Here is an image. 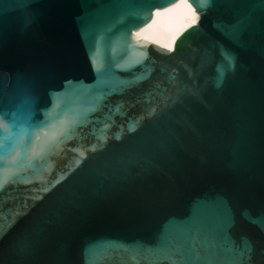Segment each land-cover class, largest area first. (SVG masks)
<instances>
[{"label": "water", "instance_id": "water-1", "mask_svg": "<svg viewBox=\"0 0 264 264\" xmlns=\"http://www.w3.org/2000/svg\"><path fill=\"white\" fill-rule=\"evenodd\" d=\"M0 264H264V0H0Z\"/></svg>", "mask_w": 264, "mask_h": 264}, {"label": "bare ground", "instance_id": "bare-ground-1", "mask_svg": "<svg viewBox=\"0 0 264 264\" xmlns=\"http://www.w3.org/2000/svg\"><path fill=\"white\" fill-rule=\"evenodd\" d=\"M197 18L198 14L193 8L182 11L178 15L164 22L162 29L151 41V43L157 46L165 47L167 43L174 41L175 37L182 30L196 23Z\"/></svg>", "mask_w": 264, "mask_h": 264}]
</instances>
